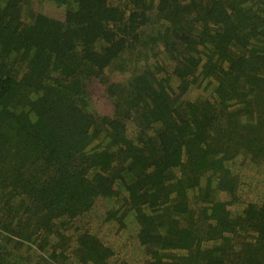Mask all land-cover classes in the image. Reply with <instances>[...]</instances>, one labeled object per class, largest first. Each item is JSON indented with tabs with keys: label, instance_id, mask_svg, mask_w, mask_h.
Returning a JSON list of instances; mask_svg holds the SVG:
<instances>
[{
	"label": "trees",
	"instance_id": "1",
	"mask_svg": "<svg viewBox=\"0 0 264 264\" xmlns=\"http://www.w3.org/2000/svg\"><path fill=\"white\" fill-rule=\"evenodd\" d=\"M45 2L0 0V264H264V0Z\"/></svg>",
	"mask_w": 264,
	"mask_h": 264
},
{
	"label": "rangeland",
	"instance_id": "2",
	"mask_svg": "<svg viewBox=\"0 0 264 264\" xmlns=\"http://www.w3.org/2000/svg\"><path fill=\"white\" fill-rule=\"evenodd\" d=\"M44 4H45L44 7H45L46 12H48L49 14H58L59 11L56 9V7H54L51 4V2H49V0H47V2H45ZM248 167L249 166L243 167L242 170H241V173H242V176H243V181H244V185H243L244 189L242 191H245L247 193V198L248 199H252V198L256 197V188H260V186H257V180L258 179H262L263 177L260 178V176H262V174H258L255 177L256 178V185H251V182H252L251 178L254 176L253 174H256V170L253 167H249L251 169H249ZM250 174H251V177L249 176ZM248 178H250L249 179L250 182L246 181ZM249 187H252V188L249 190ZM110 201L106 202L107 208L110 209V208H115V207L119 206L118 203H114V201H112V202H110ZM98 207H102V209L104 208V206H102V205H99ZM96 210H97L96 214H97V216H99L98 209H96ZM88 221H93V226H95L97 224L95 222V216L93 217V216L90 215L89 218H88ZM105 231H106V228H101V227H96L94 229V232H97L99 235H102ZM122 235H123V232H122ZM106 237L107 238H110V237L112 238L111 234H106ZM114 239L116 240V242H122L123 243V241H125V237L124 236L115 237ZM108 240L110 241V239H107V241ZM130 257H133V256H130Z\"/></svg>",
	"mask_w": 264,
	"mask_h": 264
}]
</instances>
